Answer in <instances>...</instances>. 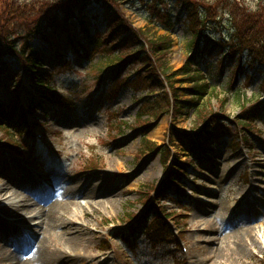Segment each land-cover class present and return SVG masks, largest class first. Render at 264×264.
<instances>
[{
    "label": "rangeland",
    "instance_id": "obj_1",
    "mask_svg": "<svg viewBox=\"0 0 264 264\" xmlns=\"http://www.w3.org/2000/svg\"><path fill=\"white\" fill-rule=\"evenodd\" d=\"M199 1L215 8L219 2ZM120 2L119 9L135 29L144 31L146 38L158 41L160 36L173 38L167 58L170 73L179 71L187 58L186 44L191 39L184 23L186 11L173 8L177 25L167 31L148 22L140 2ZM263 2L220 0L215 17L218 20L208 31L218 38L226 36L228 6L238 4L240 8L256 10ZM113 13L95 4L86 10L84 18L89 22L88 28L94 31V28L104 29ZM77 26L75 21L69 22L68 30L47 25L43 30L45 38L36 34L30 41L35 50L49 59L45 70L53 69L55 48L64 57L71 56L68 68L55 69L58 75L52 84L64 95L65 101L72 102V107L61 108L56 102H45L31 117L37 122L32 132L37 134L24 131L13 136L17 146L7 145L4 140L8 138V130L0 126V184L14 188L9 177L20 174L13 166L19 162L36 172V177L41 173L55 176L59 185L58 201L72 204L69 214L62 210L56 225L38 236L30 254L37 250H43L48 256L58 249L65 252L51 264H64L63 260L68 258L76 264H264V119L259 120L257 128L244 131V145L235 146L232 140L224 139L206 153L208 157L204 160L194 153L187 157L184 138V133L199 126L196 114L199 108L212 106L216 112L235 118L244 101L255 99L253 94L258 92L264 79L263 68L261 72L243 59L242 74L233 84L232 69L236 60L213 55L204 76L211 79L214 93L205 96L197 108L184 105L178 114L175 109L171 114L167 110L174 104H168L165 97L160 98L161 94L159 102L154 104L157 109L146 104L155 99L154 94L144 92L147 85L138 91L122 88L119 82L125 77L108 85L107 78H101L106 64L102 54L103 62L97 67L98 54L91 61L76 56L68 32L77 37ZM21 44L22 41L18 47ZM2 60L10 62L9 71L12 69L15 76L21 74L13 56L5 55ZM183 78L182 73L177 74L173 82L182 88L178 92L180 100H190L193 94L186 89L191 83ZM33 90L26 79L19 82L15 77L5 79L0 75V103L6 106L17 98L27 104L34 98ZM106 90L111 94L108 99ZM260 91L264 93V87ZM139 113L141 118H137ZM158 145L159 149L154 150ZM195 157V171L186 168L188 175L184 177V184L170 190L168 197L172 199L164 201L162 190L177 164L175 158L186 167L192 165L190 160ZM39 163L43 164L44 171L37 168ZM78 180V187L72 185L67 193L68 183ZM4 200H0V213L28 220L18 222L23 224L22 234L28 232L34 219L25 212L18 215L11 212ZM163 212H173L172 217H166V223L175 237L153 232L159 224L155 218H161ZM129 213L136 214L135 219L126 223ZM27 225H31L29 229ZM132 225L163 238L153 240L147 232L127 243L125 238ZM2 238L0 234V247L4 244ZM23 259L30 261L28 254ZM32 261L42 264L35 258Z\"/></svg>",
    "mask_w": 264,
    "mask_h": 264
},
{
    "label": "trees",
    "instance_id": "obj_2",
    "mask_svg": "<svg viewBox=\"0 0 264 264\" xmlns=\"http://www.w3.org/2000/svg\"><path fill=\"white\" fill-rule=\"evenodd\" d=\"M144 5V13L146 18L151 23L163 25L166 29H171L175 23L171 17L172 10H167L168 3L174 1L175 5L183 6L187 11L186 29L191 34L192 39L187 44L191 57L186 65L181 69L189 79L202 80L203 74L200 67L195 68L198 60L197 52L202 53L203 57L211 55L214 50H217L223 57H235L236 55L247 53L252 62L264 65V2L258 9L251 10L245 7L240 8L238 4L228 6L229 13V31L224 38H217L206 32L207 27L216 21V12L219 7L215 8L199 0H136ZM98 3L102 4L110 10L114 11V15L110 18L104 29L96 28V33H92L88 28H83L80 32L79 47L85 50V44H91L99 50L108 62L113 66L111 72L114 73L113 79L117 75L126 74L124 84L130 85L135 90H139L142 86L146 93H156L165 88L164 81L166 80L169 87L172 99L169 93L164 91L160 98L165 97L168 104L173 103L174 112L177 114L180 108L184 105L197 106L200 100L209 93H214L211 88V83L202 81L200 84L194 83L190 90L196 95V100H180L175 85L172 83L174 76L178 72H171L167 54L171 48V37L165 38L160 36L158 40H150L146 38L143 30L135 29L132 23L129 22L124 12L119 9L120 0H5L0 2V54L14 53L18 57L23 58L29 64V71L38 83L44 82L40 68L44 65L43 58L28 49L18 50L17 42L23 34L32 33L40 29V19L46 16L48 11L56 9L58 12L65 14L76 13V9H82L87 4ZM38 9V12L36 10ZM224 12V11H223ZM40 18V19H39ZM231 41L227 44V42ZM203 47V48H202ZM83 53V52H82ZM81 53V54H82ZM238 57V58H239ZM237 58V59H238ZM239 61V59H238ZM194 64V65H192ZM133 69V76L130 70ZM234 72L238 75L240 65H234ZM156 74L154 76L153 74ZM162 77V80H157ZM163 102V100L160 99ZM159 102V96L153 101H147L149 107L157 109L155 103ZM193 104V105H192ZM198 109L197 117L201 122H204L206 128L204 132L199 133L197 140H189L187 143L189 148H194V142L197 147L208 139L216 137L212 134L215 132H224L219 126L216 115L213 113L212 106ZM0 107V121L3 117L10 116L12 109ZM257 111L260 115L262 110L259 105L246 108L244 113L240 114V122L244 123L247 117H254ZM256 112V113H257ZM157 113V112H156ZM154 113V114H156ZM22 110L16 116L22 117ZM142 117V115H141ZM13 119V118H12ZM210 126L211 129H207ZM213 127V129H212ZM173 179V178H172ZM158 219V218H157ZM161 220V218H159Z\"/></svg>",
    "mask_w": 264,
    "mask_h": 264
},
{
    "label": "bare ground",
    "instance_id": "obj_3",
    "mask_svg": "<svg viewBox=\"0 0 264 264\" xmlns=\"http://www.w3.org/2000/svg\"><path fill=\"white\" fill-rule=\"evenodd\" d=\"M13 166L17 168L15 171H20V174L17 173L9 177L10 183L13 184L14 188L8 186L6 183L0 184V200L3 201L5 199L6 201L4 200L5 202L3 203H5L7 209L16 213V215L22 212L30 214L35 223L30 229L31 239L27 235L22 240H18L17 235H11L16 233L17 230V227L13 225H15V221L21 222L26 221V219H16L10 214L0 213V234L3 236L1 241L4 243L0 247V264H36L32 263L33 258L42 264H51L56 259L61 258L62 255H65V252L58 249L48 256L44 254L43 250H37L30 254L31 247L42 232H46L49 227L53 228L56 225L58 218H61L60 214L62 210L68 214L71 212L72 204L68 201L53 199L52 195L48 194L49 188L43 190L38 186H34L32 178L36 177V172L19 162ZM78 182L79 180L69 182L67 193L72 190V185L74 188H77ZM2 215L12 216L14 219L6 218ZM19 233L18 229L17 234ZM25 254H28L30 261L23 259ZM63 262L64 264H76V261L70 258L64 259Z\"/></svg>",
    "mask_w": 264,
    "mask_h": 264
}]
</instances>
